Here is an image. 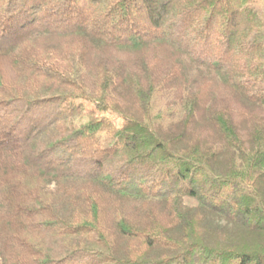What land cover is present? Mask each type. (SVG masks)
<instances>
[{"label": "trees", "instance_id": "16d2710c", "mask_svg": "<svg viewBox=\"0 0 264 264\" xmlns=\"http://www.w3.org/2000/svg\"><path fill=\"white\" fill-rule=\"evenodd\" d=\"M260 1L0 0V264H264Z\"/></svg>", "mask_w": 264, "mask_h": 264}, {"label": "rangeland", "instance_id": "374dc122", "mask_svg": "<svg viewBox=\"0 0 264 264\" xmlns=\"http://www.w3.org/2000/svg\"><path fill=\"white\" fill-rule=\"evenodd\" d=\"M259 5H262L263 6V9H264V0H261L259 2ZM87 108L90 109L93 107V105H90V104H86ZM109 118H111L112 120L116 121L117 123H121L122 120L120 119H117L114 115H107Z\"/></svg>", "mask_w": 264, "mask_h": 264}]
</instances>
